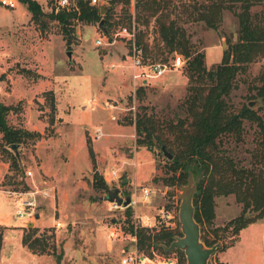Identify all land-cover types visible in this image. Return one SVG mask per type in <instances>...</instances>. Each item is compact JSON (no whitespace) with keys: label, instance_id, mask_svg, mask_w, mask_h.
<instances>
[{"label":"rangeland","instance_id":"374dc122","mask_svg":"<svg viewBox=\"0 0 264 264\" xmlns=\"http://www.w3.org/2000/svg\"><path fill=\"white\" fill-rule=\"evenodd\" d=\"M35 1L44 12L39 20L32 19L21 1L11 9L0 5V104L11 107L7 124L27 133L16 148L20 170L9 169L11 160L1 154L4 142L0 133L3 259L7 264H49L61 255V264H120L126 252L136 251L137 264H178V252L173 250L167 254L153 250L151 257L144 255L129 233L130 226L135 229L136 224L141 226L138 228L150 226L147 228L152 234L165 228L180 230L181 189L166 182L169 174L164 157L154 148L138 145L134 124L128 119L142 107L174 118L186 95L184 63L160 77L133 80L129 42L117 35L118 30L122 26L134 28L136 37L141 32L151 49L157 38L154 19L140 24L130 6V23L127 20L109 26L105 15L110 2L102 1L100 5L105 8L99 15L108 30L106 39L99 21H75L74 30L64 36L60 25L48 17L57 0ZM121 5L115 4L110 10L112 21H119ZM237 12L225 9L217 30L203 23L185 25L192 44L204 53L206 68L218 64L228 43L237 39ZM101 37L104 43L96 45ZM263 67L264 57L240 73L227 101L235 110L247 105L264 119V99L258 96L255 81ZM139 87L141 96L136 93ZM95 128H100L101 136L95 135ZM245 131V145L240 150L247 157L245 150L253 147L255 125L246 122ZM9 151L16 154L11 148ZM100 182L109 189L117 188L122 197L130 195L129 207L108 201ZM143 189L149 190L146 199ZM32 190L34 195L28 193ZM43 190L53 196L43 197ZM27 199H32L34 206L23 207L21 203ZM18 209L33 214L19 217ZM240 210L233 195L216 197L211 227L224 226ZM57 222L61 225L56 226ZM11 226H22L23 235L36 227L38 235L48 237L49 247L40 253L46 263L22 249L17 233L4 231L13 229ZM107 232L115 237L110 242L111 251L105 242ZM223 242L225 245H220L207 264H264V216L240 230L234 239L230 236Z\"/></svg>","mask_w":264,"mask_h":264},{"label":"trees","instance_id":"16d2710c","mask_svg":"<svg viewBox=\"0 0 264 264\" xmlns=\"http://www.w3.org/2000/svg\"><path fill=\"white\" fill-rule=\"evenodd\" d=\"M18 1L26 5L33 20L44 15L37 1ZM119 3L122 4L119 21H112L109 12ZM75 4L76 8L70 11L53 8L48 14L60 25L64 36L74 30L75 21L92 23L100 20L99 6H91L88 0H75ZM130 6L131 0H112L105 15L109 26L127 20L130 23ZM225 9H238V36L223 50L221 61L208 69L204 53L192 44L185 25L203 23L217 30ZM134 10V19L140 24L147 25L154 19L157 33L151 49L143 40V34L138 33L136 44L141 47L144 59L151 63L167 62L180 54L184 59L187 86L186 95L178 106L179 113L174 118H166L154 110L147 112L149 108L142 107L141 112L130 117L128 122L134 124L139 146L149 150L154 148L164 157L163 146L172 155L170 160L164 157L169 174L167 183L180 187L187 183L189 173H193L196 192L192 203L194 218L200 226V239L206 246L217 242L224 246L225 238L231 236L234 239L240 230L264 216V119L247 105L235 110L227 101L237 76L264 57V0H136ZM255 81L257 94L264 99V67L255 76ZM142 92L140 87L136 90L138 96ZM52 107H55L53 102ZM10 110V106L0 104V133L4 142L1 154L11 160L10 170H20L19 160L9 148L14 144L18 146L27 133L7 124L6 116ZM246 122L255 125L253 147L245 150L247 157L242 156L244 150H240L245 145ZM87 148L94 161L88 139ZM228 195H233L241 205L240 213L224 226L212 228L214 199ZM29 231L32 233L23 235L22 244L33 253L46 251L48 237L38 235L36 227ZM129 233L136 238V248L148 257L152 256L153 250L167 254L163 246L181 235L178 229L165 228L152 234L147 227L134 229L132 225ZM1 241L0 232V248ZM173 251L178 252V264H185L184 252ZM55 264H61V255L56 257Z\"/></svg>","mask_w":264,"mask_h":264},{"label":"water","instance_id":"95a60500","mask_svg":"<svg viewBox=\"0 0 264 264\" xmlns=\"http://www.w3.org/2000/svg\"><path fill=\"white\" fill-rule=\"evenodd\" d=\"M104 5L99 6V12H104ZM104 19H100L98 26L105 36H108V30L103 27ZM69 56L70 53L68 52ZM10 148L16 153L17 145H11ZM161 151L165 158L170 160L172 155L162 146ZM17 156V153L15 154ZM106 190V199L116 205L127 207L132 203L131 196H120L117 188ZM181 192L178 194L180 198L178 219L180 223L181 235L175 236L174 240L168 245L163 246L165 251L180 249L184 252L185 264H207L209 257L220 247L217 242L211 246H206L200 239V226L194 218V206L192 203L193 196L196 192V181L192 172L189 173L187 183L180 186ZM38 217V214L35 215Z\"/></svg>","mask_w":264,"mask_h":264},{"label":"built area","instance_id":"2783aa9c","mask_svg":"<svg viewBox=\"0 0 264 264\" xmlns=\"http://www.w3.org/2000/svg\"><path fill=\"white\" fill-rule=\"evenodd\" d=\"M89 4L91 6H99L101 2H111L112 0H88ZM18 4V0H0V5L6 7V8H15ZM131 6L134 8V0H131ZM76 8L75 0H57L54 4V10H66L70 11L72 9ZM117 35L123 36L127 39L129 42V57L131 58V64L132 67L135 69L134 74L132 76L133 80H137L139 78H142L143 80L149 79V78H156L162 76L165 72L170 71L172 69L179 68L183 65V57L180 54H175L174 57L170 62H148L144 59L143 52L140 46L136 44V32L134 28H129L127 26H122L119 28ZM103 38H107L104 34L102 35ZM99 38L96 40V45H101L104 43L103 38ZM136 70H138L136 72ZM111 106V105H109ZM95 135L97 137L102 135V132L100 128H95ZM115 173V171H112ZM27 175H31L30 171L26 172ZM105 179L108 181V178L105 177ZM28 193H32V195L35 194V192L29 191ZM41 195L43 197H52L53 195H50V193L46 190L41 191ZM149 196V190L143 189V197L146 199ZM23 207H30L34 206V201L32 199H27L25 201H22ZM17 216L24 217L25 215H32V212H27L24 209H18L16 210ZM61 223L57 222L56 226H60ZM136 227H141L137 226ZM142 227H150V226H142ZM108 238L114 239L113 233H110L107 235ZM132 240L136 242V238L131 236ZM121 264H137L138 263V254L137 252L129 253L126 252L122 258L120 259Z\"/></svg>","mask_w":264,"mask_h":264},{"label":"crops","instance_id":"0c3cea01","mask_svg":"<svg viewBox=\"0 0 264 264\" xmlns=\"http://www.w3.org/2000/svg\"><path fill=\"white\" fill-rule=\"evenodd\" d=\"M36 215V214H35ZM34 215V216H35ZM35 218H38V217H35ZM29 221L30 220H27L26 222H25V225H27L28 223H29ZM35 224H36V222H35ZM4 226H6V227H8L7 225H4ZM13 229H10V228H5L4 229V231L5 230H13L15 233H17V235L19 236V238H20V243H21V246H22V249H25L29 254H30V256L31 257H33L34 259H36L37 261H40L41 263H46L47 262V259L42 255V254H40V253H33V252H31L30 250H28L23 244H22V237H23V232H22V229H21V227L22 226H11ZM109 234V232H107V234H106V236H105V242H106V246H107V251H111V246H112V241H113V239H111V238H108L107 237V235ZM2 235H3V233H2ZM3 236H2V241H1V248H0V264H7V262H6V260H4L3 259V250H2V248H3ZM111 242V243H110ZM126 250V249H125ZM15 254V253H14ZM14 257H13V255H12V259H13ZM122 258V257H121ZM50 262H49V264H55V262L51 259V260H49ZM121 264V263H120Z\"/></svg>","mask_w":264,"mask_h":264}]
</instances>
